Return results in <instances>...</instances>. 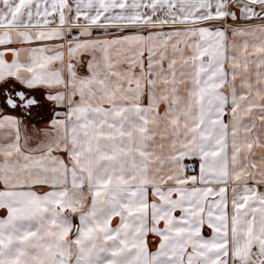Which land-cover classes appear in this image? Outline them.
Returning <instances> with one entry per match:
<instances>
[{
  "label": "snow or ice",
  "instance_id": "obj_1",
  "mask_svg": "<svg viewBox=\"0 0 264 264\" xmlns=\"http://www.w3.org/2000/svg\"><path fill=\"white\" fill-rule=\"evenodd\" d=\"M0 264H264V0H0Z\"/></svg>",
  "mask_w": 264,
  "mask_h": 264
}]
</instances>
